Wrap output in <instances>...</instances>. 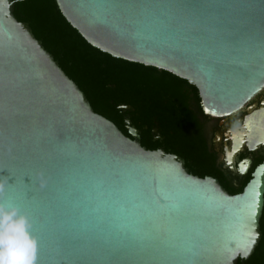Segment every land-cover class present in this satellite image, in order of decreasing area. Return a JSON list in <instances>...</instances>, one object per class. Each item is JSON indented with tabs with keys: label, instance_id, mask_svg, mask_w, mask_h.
<instances>
[{
	"label": "water",
	"instance_id": "1",
	"mask_svg": "<svg viewBox=\"0 0 264 264\" xmlns=\"http://www.w3.org/2000/svg\"><path fill=\"white\" fill-rule=\"evenodd\" d=\"M0 0V203L31 223L36 264H245L260 239L264 160L238 193L191 165L105 81L83 93ZM91 46L197 90L210 116L264 87V0H53Z\"/></svg>",
	"mask_w": 264,
	"mask_h": 264
},
{
	"label": "trees",
	"instance_id": "2",
	"mask_svg": "<svg viewBox=\"0 0 264 264\" xmlns=\"http://www.w3.org/2000/svg\"><path fill=\"white\" fill-rule=\"evenodd\" d=\"M12 11L14 17L28 22L33 37L83 93L93 112L128 136L119 114L102 102L110 95L104 83L112 82L117 90L154 117L178 153L193 164H204L196 119L205 115L193 85L166 71L116 58L91 46L61 17L53 0L17 1ZM259 224L260 239L245 264H264L261 217Z\"/></svg>",
	"mask_w": 264,
	"mask_h": 264
},
{
	"label": "flooded vegetation",
	"instance_id": "3",
	"mask_svg": "<svg viewBox=\"0 0 264 264\" xmlns=\"http://www.w3.org/2000/svg\"><path fill=\"white\" fill-rule=\"evenodd\" d=\"M204 115L196 119L204 164L188 162L229 193H238L264 160V87L228 114ZM260 217L264 228V192Z\"/></svg>",
	"mask_w": 264,
	"mask_h": 264
},
{
	"label": "clouds",
	"instance_id": "4",
	"mask_svg": "<svg viewBox=\"0 0 264 264\" xmlns=\"http://www.w3.org/2000/svg\"><path fill=\"white\" fill-rule=\"evenodd\" d=\"M30 229L26 215L0 203V264H36L37 241Z\"/></svg>",
	"mask_w": 264,
	"mask_h": 264
},
{
	"label": "snow or ice",
	"instance_id": "5",
	"mask_svg": "<svg viewBox=\"0 0 264 264\" xmlns=\"http://www.w3.org/2000/svg\"><path fill=\"white\" fill-rule=\"evenodd\" d=\"M243 170V169H242Z\"/></svg>",
	"mask_w": 264,
	"mask_h": 264
}]
</instances>
